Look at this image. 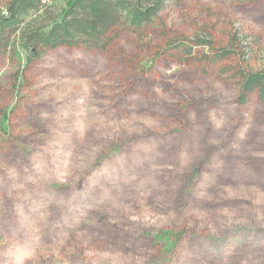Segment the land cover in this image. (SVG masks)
<instances>
[{
	"label": "rangeland",
	"instance_id": "1",
	"mask_svg": "<svg viewBox=\"0 0 264 264\" xmlns=\"http://www.w3.org/2000/svg\"><path fill=\"white\" fill-rule=\"evenodd\" d=\"M173 38L264 70V0H168L107 52L1 50L0 264H264V104L204 47L156 58Z\"/></svg>",
	"mask_w": 264,
	"mask_h": 264
},
{
	"label": "trees",
	"instance_id": "2",
	"mask_svg": "<svg viewBox=\"0 0 264 264\" xmlns=\"http://www.w3.org/2000/svg\"><path fill=\"white\" fill-rule=\"evenodd\" d=\"M55 1L6 0L0 7V53L2 49L9 52L12 49L17 59L18 52H22L29 66L38 62L44 52L62 47L107 52L123 33L153 28L168 2L71 0L57 8ZM235 45L237 42L234 46L233 42L215 45L207 39H194L186 44L184 40L173 38L164 48L158 49L156 58L185 61L191 59L198 48L204 47L208 51L202 54L205 61L226 63L221 73L232 76L238 90V104L245 105L253 97L264 104V70L248 67L249 46L246 43L239 50Z\"/></svg>",
	"mask_w": 264,
	"mask_h": 264
}]
</instances>
